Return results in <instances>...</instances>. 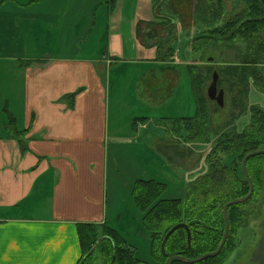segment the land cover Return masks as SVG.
Segmentation results:
<instances>
[{
	"label": "rangeland",
	"instance_id": "1",
	"mask_svg": "<svg viewBox=\"0 0 264 264\" xmlns=\"http://www.w3.org/2000/svg\"><path fill=\"white\" fill-rule=\"evenodd\" d=\"M38 1L0 0V8L14 7L13 5H15L29 10L40 8L46 4L45 10L48 12L57 11V14L64 15L65 10L67 12L73 6V12L70 11L67 17L70 25L76 22L80 24V27L75 29L77 37L73 42L78 54L83 57H92L103 51V55L108 54L106 57L109 61L114 60L112 67L118 66L122 62V74L119 73V70L111 74L122 75V80L119 81L122 84V109L119 105V93L114 92L110 119L113 122L122 121L124 127L121 132L125 133L124 136L128 138L124 139L121 148H110V154L114 156L115 160H111L108 167L109 183L106 207L109 215L107 226L118 231L119 236L123 237L128 245L135 250L134 256L137 260L154 264L149 247L151 244L149 231L142 229L141 214L133 209L132 194L135 185L139 180H155L166 185L162 198L184 200L188 186L205 171L207 172V154L216 139V134L209 129L210 133L196 140L194 138L198 135L197 127H194V130H189L191 127L182 124L179 129L176 124V120L193 118L197 114L195 100L197 96L193 87L197 83L195 85L191 83V74L196 75L200 71L204 75H211V73H205V69L208 71L211 68L215 72L218 69L223 71L224 68L232 70L237 68L241 71L240 67L243 68L245 62L249 63L245 64L247 67L246 73H244L250 83L248 98L244 95L241 96L238 92L239 90L243 91L244 84H240V80L236 77H229L230 82L223 84L226 92L223 109H218L214 103H209L208 106L213 128H220L222 124L238 115L242 109L244 110L245 105L248 104L246 112L239 118L235 117L237 118L235 122L237 131L243 132L250 124L252 108H264V88H261L264 87V54H261L257 60L255 58L256 49L251 50L239 38L228 41L222 36L212 43L214 41H206L204 34L200 31L197 30L195 36L194 30L190 31L184 28L194 27L193 19L194 17L199 18L201 13L204 14L203 17L201 16L203 24L199 23L201 30L222 29L231 19L244 11L247 5L246 1L201 0L198 15H194V9H196L195 2L198 3L199 0H164V4L156 9L158 14L164 17L169 16L181 24V26L179 25L181 28L178 27V30L173 32L177 40H172V47H170L174 50L170 67L179 71L178 74L175 72L173 76L174 88L167 80L166 74L163 75V71L155 68L153 66L155 64H151L149 52H146L149 49L140 46L137 51L135 42L130 36L129 27L133 23L131 19L134 11L147 13L148 9L154 8L152 0H112V2L111 0H46L45 2L42 0V4L36 3ZM122 16L127 19L123 25L124 17ZM122 27L125 29V45L117 37V34L122 31ZM28 29L26 37L29 38L30 45L27 47L24 43L21 46L22 49H15L20 54L19 59H29L30 55L27 53L29 50L30 54L44 60V55L37 50L36 43H30L31 28L28 27ZM190 32H194L193 35ZM143 33H145V29ZM189 33L190 35H188ZM63 35V44H69L70 40L65 38L66 31ZM197 37H203V39L199 38L197 42H193V39H197ZM263 40L264 33L259 42H263ZM143 41L146 43V40L143 39ZM191 43H194V48L190 47ZM122 45L126 54H122ZM50 46L55 47V36L50 40ZM254 46L256 47V45ZM133 47L134 51H132ZM68 51L63 50L62 52ZM21 52H24V57ZM114 53L115 56H113ZM163 53L168 55L169 51ZM44 54L48 55L47 52ZM14 55L15 52L0 48V57ZM154 56L157 57L154 53L151 58H155ZM254 59L261 65L259 69L263 75L254 72V75L260 76H252L253 72L250 70L255 69L254 64L256 63L253 64L250 61ZM189 64L194 66L188 68ZM16 66L18 65L0 62V136L12 132L11 125L8 124L13 119L16 126L18 125V129L14 126L15 129L20 130L23 124L22 98L9 96L13 91L10 81L3 79V75H16V73L9 72ZM190 70L192 71L190 72ZM229 75H239V72L235 70L233 74ZM211 82L208 81L207 87L204 88L206 94ZM231 83L236 85L234 93ZM171 88L176 90L175 94L172 99L166 100L167 94L172 91ZM117 89L119 90V86ZM14 91L20 93V90L16 88ZM154 105L159 108L156 109ZM142 117L151 118V123L141 124L138 119H142ZM205 118L206 116L203 117V119ZM133 123H136L135 126ZM156 136H159L157 143ZM205 138L206 141L211 139V143H202V139L204 141ZM262 182L261 186L264 190V178ZM47 192H50V186ZM42 199L39 201L40 207L43 204ZM253 202L250 204L251 207L254 205ZM254 210L255 213L250 217L247 227L238 230L240 244L223 264H264V192ZM42 216H45V213ZM101 251L100 247L96 248L98 257L96 264H102Z\"/></svg>",
	"mask_w": 264,
	"mask_h": 264
},
{
	"label": "crops",
	"instance_id": "2",
	"mask_svg": "<svg viewBox=\"0 0 264 264\" xmlns=\"http://www.w3.org/2000/svg\"><path fill=\"white\" fill-rule=\"evenodd\" d=\"M13 6L0 8V48L15 55L0 57V62L18 65L9 71L16 75H3V79L10 81L13 91L9 96L22 98L24 118L20 130L13 119L8 124L12 132L0 136V264H78L82 250L77 226L107 223L108 167L115 160L110 148H121L128 138L121 132L122 121L110 119L114 92L119 93L122 109V75H111L116 70L122 74V62L112 67L114 60L109 61L103 51L92 57L78 54L73 42L80 24L70 25L67 17L73 6L64 15L48 12L46 4L29 10ZM122 17L123 25L127 19ZM132 17L129 32L136 50L140 46L149 49L151 64L166 74L174 88L173 76L179 71L170 67V47L166 43L161 47L153 39L146 45L145 36L137 35L138 30L157 28L151 23L153 9L147 13L136 10ZM28 27L30 43H36L44 60L29 50V59H19L21 46L30 45ZM65 31L70 40L67 45L63 44ZM124 32L122 27L117 34L123 45ZM53 36L54 48L50 46ZM123 45L122 54H126ZM164 51H169L168 55ZM154 53L157 57L151 58ZM21 55L24 57V52ZM29 61L33 64L22 66ZM175 91L167 94L166 100L172 99ZM74 93L78 96L71 105L66 97ZM147 119L141 124L151 123V118ZM19 135L27 149L21 146Z\"/></svg>",
	"mask_w": 264,
	"mask_h": 264
},
{
	"label": "trees",
	"instance_id": "3",
	"mask_svg": "<svg viewBox=\"0 0 264 264\" xmlns=\"http://www.w3.org/2000/svg\"><path fill=\"white\" fill-rule=\"evenodd\" d=\"M163 1H151L155 8H152L153 20L151 23H153V26H157V30L155 29V31H158L160 28L166 30L164 34L166 37L161 36V40L159 39L160 46L164 47L163 44L166 43L168 46L170 45L169 47H172V40H177L173 32L174 30H178V27L181 28V24L180 22H175L169 16L164 17L158 14V10L156 9L164 4ZM245 1L247 5L244 11L239 16L231 19L222 29L214 31L211 29L201 30L199 23L203 24L201 16L203 17L204 15L201 13L199 18L194 17V27L184 28L190 31L194 30L195 36L196 31H200V33L204 34L206 41H214L212 43H215L222 36L228 41L239 38L251 50L256 49L255 58L259 60L261 54H264V40L263 42H259L263 38L264 33V0ZM204 2L207 4L206 1ZM195 4L194 15H198L201 8V0L198 3L195 2ZM208 9H210V6H208ZM140 23L145 24L144 21H140ZM190 33L193 35L192 32ZM137 35L141 36L142 33H139L138 30ZM142 37L145 38L146 43L150 42L151 39H155L153 31L150 29H146ZM199 38L203 39V37H197V39H193V42H197ZM190 47L194 48V43H191ZM170 49L171 53L174 54V50ZM257 60L250 61L253 64L256 63L254 64L255 69L250 70L253 72L252 76L255 77L263 75L259 69L261 65H259ZM31 64L33 62L29 61L25 62L22 66L27 68ZM245 64L249 63L245 62ZM245 64L242 66L243 68L240 67L241 71L243 69L242 72L237 68L235 69L236 72H239V75H229L235 71L231 68H224L223 71L222 69H218L217 74L221 88H223L224 83L230 82L229 77L232 76L239 79L240 84H244V88L243 91L239 90L238 92L241 96L244 95L248 98L250 83L247 81V75L244 74L247 67ZM192 66L194 65L189 64L188 68H192ZM212 69H209V72L205 69V73H211V75H204L200 71L196 75L191 74V83L193 85L197 83V85L193 86L195 88V95L197 96V99H195L197 114L193 118L176 120L179 129L182 127V124L191 127L189 130H194V127H197L198 135L194 138L196 140L206 136L212 130L216 134L213 147L207 154V172L205 171L203 175L199 176L196 181L188 186L184 200L162 198L166 185L155 180H139L132 194L133 209L135 212L141 214L142 229L149 231L151 254L160 264H165L167 259L172 256L197 259L218 249L225 233V219L223 215L225 205L230 201L245 197L250 191L249 182L242 169V162L249 153L264 149V108H252L250 124L247 125L243 132L237 131L235 122L237 118L246 112L248 104L247 106L245 105L244 110L242 109L238 115L233 116L229 121L222 124L220 128H213L211 126L212 117L209 114L210 109L208 106L209 103L214 102L208 98L204 88L207 87L208 81H212L213 79L215 71ZM254 72L260 75H254ZM236 84L239 85L238 83ZM231 86L233 91L236 85L231 83ZM77 96L78 93H74L66 98L73 105ZM216 106L218 109H222L219 105L216 104ZM204 116H206L205 119H203ZM146 119L142 118L138 120L141 123ZM209 129L210 131H208ZM19 142L24 149H27V144L22 135H19ZM202 143L210 144L211 139L208 141H206V138L204 141L202 139ZM247 172L254 184V194L251 200L240 205L231 206L228 209L230 233L221 254L197 264H223L240 244L238 230L247 227L250 217L255 213L254 209H256L263 196L264 190L261 185H263L262 181L264 178V155L251 158L247 162ZM252 201H254V205L252 206L254 208L250 206ZM180 223H186L190 227L192 234L191 247L188 245L187 232L184 229L176 231L168 240H165V236L170 229ZM77 228L82 250V257L78 264H96V259H98L96 248L98 247L102 250L100 256L102 264H111L114 258L115 264H140L134 258L135 250L131 246H128L127 241L123 237L119 236L118 231L108 227L107 223L101 226L83 223L78 224ZM163 245L164 252L162 251ZM171 264L188 263L174 260Z\"/></svg>",
	"mask_w": 264,
	"mask_h": 264
},
{
	"label": "water",
	"instance_id": "4",
	"mask_svg": "<svg viewBox=\"0 0 264 264\" xmlns=\"http://www.w3.org/2000/svg\"><path fill=\"white\" fill-rule=\"evenodd\" d=\"M218 80H219V76L217 74V72L214 73L213 75V81L212 83L210 84L209 88H208V91H207V95H208V98L212 101H216L218 103V105L223 108L224 107V91L223 90H218ZM261 155H264V150H260V151H256V152H252V153H249L243 160L242 162V169H243V172H244V175L246 177V179L248 180L249 182V185H250V191L249 193L245 196V197H242V198H239V199H235L233 201H230L229 203H227L223 209V215H224V219H225V233H224V237L218 247V249L212 253H208V254H205L197 259H189V258H185V257H181V256H173V257H170L166 264H170L172 261L174 260H181L183 262H186L188 264H197V263H201L209 258H213V257H217L221 254L224 246H225V243L229 237V233H230V224H229V219H228V209L231 207V206H234V205H240V204H243L247 201H249L253 194H254V184L253 182L251 181L249 175H248V172H247V162L253 158V157H257V156H261ZM180 229H185L187 231V238H188V245L189 247H191V240H192V234H191V231H190V228L186 225V224H183V223H180L178 225H175L174 227H172L170 229V231L167 233V235L165 236V240H168L169 237H171L176 231L180 230ZM162 249H164V245L162 246ZM115 263V258L112 262V264Z\"/></svg>",
	"mask_w": 264,
	"mask_h": 264
},
{
	"label": "flooded vegetation",
	"instance_id": "5",
	"mask_svg": "<svg viewBox=\"0 0 264 264\" xmlns=\"http://www.w3.org/2000/svg\"><path fill=\"white\" fill-rule=\"evenodd\" d=\"M145 32H146V30H145ZM153 33H154V37H155V39H153V41H160L161 40V36H163L165 33H166V30L165 29H163V28H160V29H158V31H153ZM165 36V35H164ZM160 39V40H159ZM212 81H213V79H212ZM212 83V82H211ZM218 90H223L224 91V89L223 88H221V86H219V80H218ZM224 99H225V91H224ZM212 101V100H211ZM214 103H216L217 105H218V103L216 102V101H213ZM224 102H225V100H224ZM224 105H225V103H224ZM223 109V108H222ZM183 224H186V223H183ZM187 225V224H186ZM188 227H189V225H187ZM190 228V227H189ZM139 230H140V228H139ZM185 230V229H184ZM186 231V230H185ZM191 231V230H190ZM187 232V231H186ZM149 238H150V236H149ZM150 243H151V241H150ZM129 246V245H128ZM150 253H151V244H150ZM132 248V247H131ZM162 251L164 252V249H162ZM152 255V254H151ZM173 257V256H172ZM181 257H183V256H181ZM134 258H135V256H134ZM152 258H153V256H152ZM185 258H187V257H185ZM136 259V258H135ZM154 259V258H153ZM169 259V258H168ZM167 259V260H168ZM114 260V259H113ZM137 260V259H136ZM139 262H140V264H148V262H144V261H141V260H138ZM113 262V261H112ZM112 262H111V264H112ZM167 262V261H166ZM172 263V262H171ZM170 263V264H171ZM115 264V263H114ZM154 264H160L159 262H157L155 259H154ZM166 264V263H165Z\"/></svg>",
	"mask_w": 264,
	"mask_h": 264
}]
</instances>
